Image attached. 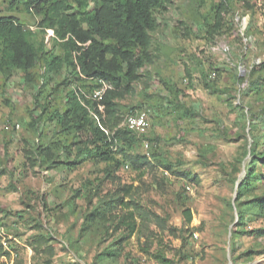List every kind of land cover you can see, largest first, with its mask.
I'll list each match as a JSON object with an SVG mask.
<instances>
[{"label": "rangeland", "instance_id": "obj_1", "mask_svg": "<svg viewBox=\"0 0 264 264\" xmlns=\"http://www.w3.org/2000/svg\"><path fill=\"white\" fill-rule=\"evenodd\" d=\"M221 3L171 0L157 14L152 63L105 126L115 133L146 112L150 128L119 138L107 162L79 153L89 128L79 136L51 118L74 85L98 83L71 68L47 73L45 59L60 52L53 32L0 0V17L47 53L29 73L0 78V264H264V236L232 239L254 136L264 149V0ZM247 217L244 230L264 229V217Z\"/></svg>", "mask_w": 264, "mask_h": 264}, {"label": "trees", "instance_id": "obj_2", "mask_svg": "<svg viewBox=\"0 0 264 264\" xmlns=\"http://www.w3.org/2000/svg\"><path fill=\"white\" fill-rule=\"evenodd\" d=\"M21 1L15 0V3L22 4L31 15L42 18L37 23L40 29L53 32L60 52L51 53L50 58H46L47 53L33 44L30 31L25 30L13 17H0V78L8 77L15 71L29 73L45 57L47 73H59L62 69L71 68L78 70L77 80L95 81L98 88L108 85L99 102L105 106L104 114L98 111V102L86 97L95 89L77 85L68 94V108L63 113L55 110L51 118L63 131L75 132L79 136L89 128L88 143L79 149V153L110 162L111 153L116 151L113 145L118 139L130 140L138 134L122 127L115 133L109 132L114 134L110 141L103 130H107L106 120L117 119L116 101L134 93L140 71L152 63V34L159 28L157 14L166 12L171 0ZM226 5H229V0H222L218 9ZM46 110L47 107L43 108L42 113ZM91 111L96 113V118ZM253 140L254 145L250 150L252 162L239 181L236 192L238 222L232 230L234 240L244 235L264 236V229L244 230L248 214L259 219L264 217V190L258 192L260 185H264V149L257 152L259 137L254 136ZM51 150V147L42 150L44 157L50 160L54 159ZM66 150V147L62 148L61 153ZM258 166H262L263 170L259 171ZM244 198L248 200L243 201ZM183 215L186 223L190 224L193 220L190 208L185 207ZM129 219L132 220V224H129L132 234L136 231L135 222L132 215ZM156 259L159 264L168 263L164 257L156 256Z\"/></svg>", "mask_w": 264, "mask_h": 264}, {"label": "built area", "instance_id": "obj_3", "mask_svg": "<svg viewBox=\"0 0 264 264\" xmlns=\"http://www.w3.org/2000/svg\"><path fill=\"white\" fill-rule=\"evenodd\" d=\"M77 86L74 85L72 87V89H75ZM109 86L104 84L103 87L94 90L93 92H91L90 94L86 95L87 99L93 101V102H100L106 91L108 90ZM98 111L101 114L105 113V106L102 104H98ZM91 114L93 116H95L96 118V113L94 111H91ZM124 126L129 129L132 132H135L137 134H143L145 132H147V130L150 128V121H149V117L148 114L146 112H142L140 114L137 115H132V116H128L124 122ZM103 129V128H102ZM106 133V135L109 137V140H112V137L114 134H110L109 131L103 129Z\"/></svg>", "mask_w": 264, "mask_h": 264}, {"label": "water", "instance_id": "obj_4", "mask_svg": "<svg viewBox=\"0 0 264 264\" xmlns=\"http://www.w3.org/2000/svg\"><path fill=\"white\" fill-rule=\"evenodd\" d=\"M239 184H240V182H238V184H237V189H238V185H239ZM237 189H236V190H237ZM236 196H237V194H235V199H236Z\"/></svg>", "mask_w": 264, "mask_h": 264}]
</instances>
